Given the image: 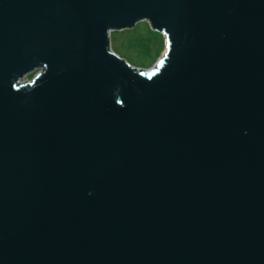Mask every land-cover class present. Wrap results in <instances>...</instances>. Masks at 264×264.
Wrapping results in <instances>:
<instances>
[{
    "label": "water",
    "instance_id": "water-1",
    "mask_svg": "<svg viewBox=\"0 0 264 264\" xmlns=\"http://www.w3.org/2000/svg\"><path fill=\"white\" fill-rule=\"evenodd\" d=\"M0 264H264V0H0Z\"/></svg>",
    "mask_w": 264,
    "mask_h": 264
},
{
    "label": "rangeland",
    "instance_id": "rangeland-1",
    "mask_svg": "<svg viewBox=\"0 0 264 264\" xmlns=\"http://www.w3.org/2000/svg\"><path fill=\"white\" fill-rule=\"evenodd\" d=\"M110 45L113 51L129 64L140 69H152L166 50V36L151 28L146 19L139 20L134 26L110 32ZM33 71L21 80H30Z\"/></svg>",
    "mask_w": 264,
    "mask_h": 264
},
{
    "label": "built area",
    "instance_id": "built-area-1",
    "mask_svg": "<svg viewBox=\"0 0 264 264\" xmlns=\"http://www.w3.org/2000/svg\"><path fill=\"white\" fill-rule=\"evenodd\" d=\"M35 71H37V72H38V71H40V69H37V70H35ZM37 72H36V73H37ZM23 81H24V80H21V82H23Z\"/></svg>",
    "mask_w": 264,
    "mask_h": 264
},
{
    "label": "trees",
    "instance_id": "trees-1",
    "mask_svg": "<svg viewBox=\"0 0 264 264\" xmlns=\"http://www.w3.org/2000/svg\"><path fill=\"white\" fill-rule=\"evenodd\" d=\"M131 69H139V70H144V69H140V68H131Z\"/></svg>",
    "mask_w": 264,
    "mask_h": 264
}]
</instances>
